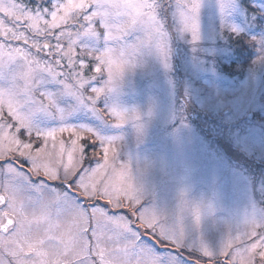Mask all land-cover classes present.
<instances>
[{
  "label": "snow or ice",
  "instance_id": "snow-or-ice-1",
  "mask_svg": "<svg viewBox=\"0 0 264 264\" xmlns=\"http://www.w3.org/2000/svg\"><path fill=\"white\" fill-rule=\"evenodd\" d=\"M158 8L0 0V264H264V220L245 219L210 247L185 224L190 215L199 226L200 207L183 190L171 212L145 206L120 156V130L131 123L140 136L145 125L105 100L145 54L167 67ZM200 8L175 0L193 42ZM80 112L96 123L68 122Z\"/></svg>",
  "mask_w": 264,
  "mask_h": 264
},
{
  "label": "rangeland",
  "instance_id": "rangeland-1",
  "mask_svg": "<svg viewBox=\"0 0 264 264\" xmlns=\"http://www.w3.org/2000/svg\"><path fill=\"white\" fill-rule=\"evenodd\" d=\"M158 5L167 67L145 54L105 102L135 109L145 125L140 136L131 123L120 130V156L145 206L171 212L183 190L201 210L198 227L185 217L190 233L217 247L245 219L264 220V49L252 39H264V0H201L195 42L181 31L175 0ZM246 45L251 57L241 55ZM68 122L96 123L84 112Z\"/></svg>",
  "mask_w": 264,
  "mask_h": 264
},
{
  "label": "trees",
  "instance_id": "trees-1",
  "mask_svg": "<svg viewBox=\"0 0 264 264\" xmlns=\"http://www.w3.org/2000/svg\"><path fill=\"white\" fill-rule=\"evenodd\" d=\"M246 3V1H244V4L243 5H246V6H243L246 10H247V12H249V11H253V9L249 6V5H247V4H245ZM243 42H244V40H243V37H238V38H235L234 40H233V44L234 45H239V44H243ZM239 49L241 50V55L243 54V53H245V52H247V54L249 55V57H251V55L253 54V52H252V50H251V48L249 47V46H244L243 47V49H241L240 47H239ZM226 70L228 69V67H226L225 68Z\"/></svg>",
  "mask_w": 264,
  "mask_h": 264
}]
</instances>
